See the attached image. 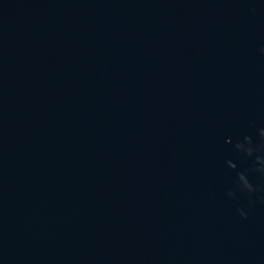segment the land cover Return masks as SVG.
I'll return each instance as SVG.
<instances>
[{
    "label": "water",
    "instance_id": "obj_1",
    "mask_svg": "<svg viewBox=\"0 0 264 264\" xmlns=\"http://www.w3.org/2000/svg\"><path fill=\"white\" fill-rule=\"evenodd\" d=\"M0 264H264V0H0Z\"/></svg>",
    "mask_w": 264,
    "mask_h": 264
}]
</instances>
